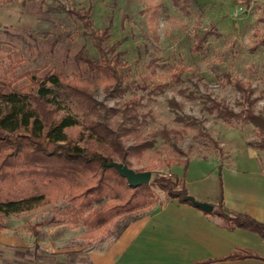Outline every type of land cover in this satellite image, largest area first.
<instances>
[{
  "label": "rangeland",
  "instance_id": "374dc122",
  "mask_svg": "<svg viewBox=\"0 0 264 264\" xmlns=\"http://www.w3.org/2000/svg\"><path fill=\"white\" fill-rule=\"evenodd\" d=\"M153 2L164 3L157 17L158 41L149 28V12H144ZM184 3L188 11L174 0H1L0 76L16 79L26 70L51 67L69 75L80 72L75 54L83 46L94 58L100 52L82 21L69 10L85 12L91 7L95 28L104 29L112 21L103 45L111 57L118 55V68L127 77V87L122 91L112 93L103 87L94 91L103 119L124 133L125 147L133 148L127 165L137 171L150 170L152 178L173 172L184 179L186 161L195 164V159L204 158L231 163L250 146L248 141L259 140L255 126L241 120L227 122L205 106L211 96L235 111L242 110L247 103L234 86V81L239 80L250 90L254 110L264 117V44L256 42L264 37V0ZM40 8L49 12H38ZM211 24L216 25L215 31L208 35L202 49H192ZM16 56L18 61H14ZM182 68L186 71H180ZM27 81L16 79L17 84ZM162 82L170 85L153 92L154 84ZM165 130L171 131L168 137ZM145 140H154L153 147L138 150ZM113 157L121 162L118 155ZM206 168L203 166L201 171ZM153 191L156 203L167 197L158 186ZM65 202L61 198L57 204L8 220L27 230L31 224L44 221L46 224L39 226L38 239L43 245L39 251L49 252L52 246L77 248L82 242L84 249L103 247L134 218L125 215L108 230L91 237L84 225L71 227L68 221H59L64 216ZM0 221L4 218L0 217ZM72 259L78 261L80 256Z\"/></svg>",
  "mask_w": 264,
  "mask_h": 264
},
{
  "label": "trees",
  "instance_id": "16d2710c",
  "mask_svg": "<svg viewBox=\"0 0 264 264\" xmlns=\"http://www.w3.org/2000/svg\"><path fill=\"white\" fill-rule=\"evenodd\" d=\"M184 2L174 0L180 8L188 11ZM162 8L163 2H153L144 11L149 12V28L155 41L160 39L157 17ZM41 11L46 13L49 9L40 8L38 12ZM69 12L81 20L86 31L93 36L100 52L98 58L90 56L83 46L75 54L80 72L73 75L52 67L29 69L16 78L28 79L23 84L0 76V217L30 213L57 204L62 198L66 202L62 211L64 216L59 217V221H68L71 227L84 225L91 231L90 236L96 237L125 215H134L131 219L134 220L143 215L141 212L151 211L158 204L154 186L165 191L168 198L193 204L185 198L190 195L188 186L175 173L156 174L148 184L133 187L117 168L105 166L104 162L115 160L114 155L121 158V163L127 164L133 148L125 147L124 133L103 119L102 106L94 91L101 87L112 90V93L122 91L127 87V77L118 68V55L111 57L103 45L112 21L108 27L98 29L94 26L91 7L85 12ZM215 28L216 25L211 24L201 33L192 49H202ZM256 42L257 45L264 44V37L260 36ZM19 59L16 56L14 61ZM169 85L167 82L154 84L152 91H162ZM234 86L245 97L247 104L242 110L235 111L211 96H208L209 104L205 108L227 122L241 120L253 124L259 140L248 141V144L264 149V117L254 110L250 90L239 80L234 81ZM163 133L168 137L171 131ZM153 145L154 140H145L137 148L148 149ZM207 212L219 215L228 227L243 226L264 234L263 222L246 214L227 212L223 195L219 207ZM45 224L44 221L35 222L30 229L38 237L39 226ZM5 228L7 226L0 221V231ZM35 248L38 253L39 245ZM33 252L27 250L29 255Z\"/></svg>",
  "mask_w": 264,
  "mask_h": 264
},
{
  "label": "crops",
  "instance_id": "0c3cea01",
  "mask_svg": "<svg viewBox=\"0 0 264 264\" xmlns=\"http://www.w3.org/2000/svg\"><path fill=\"white\" fill-rule=\"evenodd\" d=\"M195 160V164L188 161L183 179L190 196L212 203L214 211L223 195L227 212L264 223L261 149L248 146L231 163ZM203 166L207 167L204 172ZM26 214L4 218L7 228L0 231V264H264V234L243 226L228 227L219 215L178 198L164 197L103 247L90 250L82 242L77 248L52 246L49 252L39 251L42 242L31 229L18 228L20 224L13 226L8 220ZM29 249L34 251L32 255L27 253ZM233 254L237 256L229 257ZM78 255L80 260L72 259Z\"/></svg>",
  "mask_w": 264,
  "mask_h": 264
},
{
  "label": "water",
  "instance_id": "95a60500",
  "mask_svg": "<svg viewBox=\"0 0 264 264\" xmlns=\"http://www.w3.org/2000/svg\"><path fill=\"white\" fill-rule=\"evenodd\" d=\"M105 166H113L117 168L120 172V175L124 176L130 185L138 186L143 183H149L152 179V172L150 170H140L130 167L127 164H123L119 161L112 160L108 162H104ZM185 198L189 199L193 202L194 205L203 208L204 210L211 211L214 208V205L210 202L201 201L196 199L193 195H186Z\"/></svg>",
  "mask_w": 264,
  "mask_h": 264
}]
</instances>
